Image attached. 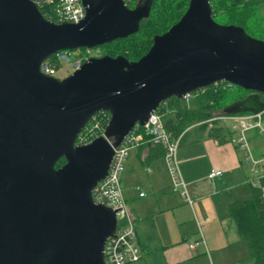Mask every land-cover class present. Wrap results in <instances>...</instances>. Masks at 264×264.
I'll list each match as a JSON object with an SVG mask.
<instances>
[{"label":"water","instance_id":"1","mask_svg":"<svg viewBox=\"0 0 264 264\" xmlns=\"http://www.w3.org/2000/svg\"><path fill=\"white\" fill-rule=\"evenodd\" d=\"M82 1V22L57 24L34 0H0V264H106L117 212L96 204L93 190L115 149L172 97L228 82L251 94L224 114L264 110V41L216 22L210 0H190L137 62L103 56L64 79L45 76L51 56L126 39L151 14L152 0L133 9ZM102 111L111 114L105 136L78 146Z\"/></svg>","mask_w":264,"mask_h":264},{"label":"crops","instance_id":"2","mask_svg":"<svg viewBox=\"0 0 264 264\" xmlns=\"http://www.w3.org/2000/svg\"><path fill=\"white\" fill-rule=\"evenodd\" d=\"M232 136L229 125H192L184 131L178 155L193 207L172 191L163 149L141 146L131 151L122 187L143 253L134 264H255L229 207L264 197V178L259 186L251 182L244 151L231 142ZM249 141L254 154L264 156V138L253 132ZM213 170L223 175L211 180ZM202 238L204 244L191 249Z\"/></svg>","mask_w":264,"mask_h":264},{"label":"built area","instance_id":"3","mask_svg":"<svg viewBox=\"0 0 264 264\" xmlns=\"http://www.w3.org/2000/svg\"><path fill=\"white\" fill-rule=\"evenodd\" d=\"M37 5L44 7L50 4V11L46 12V18L57 24H78L86 18V7L82 0H34ZM83 53L74 55L72 51H60L56 55V64L47 59L41 65V72L48 77L62 79L60 71L64 66L68 67V75L71 76L82 65L92 58H101L103 55L95 49H82ZM62 68V69H60ZM225 85L227 88L234 87L228 82L214 84ZM203 90V89H202ZM194 92L184 96V100L190 104L194 99ZM107 111L97 113L80 134L77 145H87L95 139L105 136V130L111 120V114ZM224 123L230 126L233 133L231 142L239 145L244 151V162L250 167L253 175L251 182L259 186L264 178V156L257 157L252 151L249 141L250 133L255 132L258 136L264 137V110L260 113H244L239 115H220L212 119L197 122L195 126L212 127L216 123ZM184 132L173 136L164 126L162 117L157 111L151 115L144 125H136L133 131L127 135L121 146L114 151L112 164L105 180L101 181L93 190V199L96 204H102L117 212L118 226L116 233L110 237L105 247L106 264H134L139 262L143 253L137 242L136 222L126 201L122 187V177L126 170L127 160L132 150L147 145L148 147H159L163 149L164 160L171 177L173 191L180 195L183 201L193 207L189 186L185 181L180 164L178 152L183 140ZM223 175L221 170H213L209 178L214 180ZM264 195V188H262ZM144 196V194H141ZM204 244L203 238L190 247L195 250L198 245Z\"/></svg>","mask_w":264,"mask_h":264},{"label":"trees","instance_id":"4","mask_svg":"<svg viewBox=\"0 0 264 264\" xmlns=\"http://www.w3.org/2000/svg\"><path fill=\"white\" fill-rule=\"evenodd\" d=\"M141 1L146 0H125V3L133 9ZM210 1L216 22L242 27L248 34L249 30H255V32L264 35V23L256 22L255 7L264 4V0ZM189 3L190 0H152L150 17L142 21L139 33L99 48L104 51V56L114 58L124 56L130 62H137L150 51L156 37L168 32L181 20L188 10ZM50 9V4H45L43 8L40 7L45 16ZM217 18H220L221 21H217ZM50 60L56 64V55L52 56ZM228 90L225 85L220 84L196 91L192 100L193 105L188 104L184 99L172 97L159 107L157 113L162 117L165 128L173 136H178L197 122L226 115L223 110L230 103L226 102L223 93ZM250 93L245 91V96L235 101L245 99ZM261 98L264 101V94ZM105 113L107 116L110 115L108 112ZM203 127H207V125ZM216 132L218 129L215 130ZM65 163L66 160L61 159L57 168ZM229 215L233 219L240 237L248 243L255 264H264V197L257 196L243 202H233L229 207Z\"/></svg>","mask_w":264,"mask_h":264},{"label":"rangeland","instance_id":"5","mask_svg":"<svg viewBox=\"0 0 264 264\" xmlns=\"http://www.w3.org/2000/svg\"><path fill=\"white\" fill-rule=\"evenodd\" d=\"M256 7V15H257V20H256V22H258V23H260V24H262V23H264V4H262V5H257V6H255ZM255 7H253V8H255ZM217 21H221V19L220 18H217ZM219 24H221V25H224V26H227V25H225L224 23H222V22H220ZM249 35L251 36V37H253L254 39H257V40H260V41H264V35H262V34H259V33H257V32H255V30H249ZM97 50L100 52V54L101 55H103L104 56V51L102 50V49H100V48H97ZM83 51L84 50H82V49H80V50H73L72 51V53L74 54V55H77V54H79V53H83ZM53 56H55V55H53ZM52 57V56H51ZM50 57V58H51ZM50 58H49V60H50ZM51 61V60H50ZM56 63H57V61H56ZM60 69H62V68H60ZM68 67H66V66H64V69H62L61 71H60V77L62 78V79H64V78H66V77H68L69 75H68ZM229 90L228 91H226V92H224L223 94L225 95V97H226V102L227 103H234V102H236L235 100H237V99H239V98H242V97H244L245 96V90H243L242 88H240V87H238V86H234V87H232V88H228ZM225 100V99H224ZM190 105H193V101H191L190 102ZM216 125H226V124H224V123H216ZM251 134V133H250ZM259 137H262V138H264L263 136H259ZM178 161H179V155H178ZM179 164H180V161H179ZM255 190H257V189H255ZM172 191H173V187H172ZM174 192V191H173Z\"/></svg>","mask_w":264,"mask_h":264},{"label":"flooded vegetation","instance_id":"6","mask_svg":"<svg viewBox=\"0 0 264 264\" xmlns=\"http://www.w3.org/2000/svg\"><path fill=\"white\" fill-rule=\"evenodd\" d=\"M144 4H145V1L140 2V5H141V6H143ZM250 94H251V93H250ZM250 94H249V95H250ZM246 98H247V97H246Z\"/></svg>","mask_w":264,"mask_h":264}]
</instances>
